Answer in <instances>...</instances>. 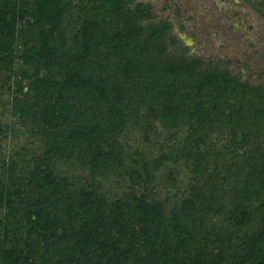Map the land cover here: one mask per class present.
<instances>
[{
    "label": "trees",
    "instance_id": "16d2710c",
    "mask_svg": "<svg viewBox=\"0 0 264 264\" xmlns=\"http://www.w3.org/2000/svg\"><path fill=\"white\" fill-rule=\"evenodd\" d=\"M82 1L108 10L121 19L123 27L110 38L102 32V23L90 22L77 38L84 41L83 48L70 53L54 46L66 32L64 20L70 6L65 0H0V75L7 73L0 89H11L15 81L19 85L30 81L28 97L32 98L17 101L14 115L39 129L48 155L47 168L35 184L38 193L47 197L25 210L21 207L25 181L11 180V170L2 171L11 187L0 193V209L8 211L6 221L0 220V264H264V150L252 151L244 161L232 155L226 162L221 153L216 154L211 158L215 169L200 189H193L190 198L170 213L137 200L138 206L132 209L118 204L109 222L104 216L73 210L71 218L61 220L59 209L53 220L47 202L61 193L63 184L50 171L52 161H69L74 154L79 164H88L92 170L111 167L120 155L119 144L112 138L123 133L128 116L139 120L145 108L154 115L164 113L178 122L175 126L187 124L192 141L207 142L213 134L230 131L234 141L242 144L251 136L264 138L262 88L244 85L220 70H208L196 78L203 66L200 61H159L167 52L160 42L168 28L140 38L144 33L139 22L154 18L150 5L138 4L133 13L126 10V0ZM17 58L23 65L15 72ZM115 58H122L119 75L116 66L106 71L110 65L102 63ZM41 66L64 74L65 79L37 77ZM113 73L121 80L114 83ZM230 94L248 99L254 112L250 116L257 122L251 120L245 100L239 108H223ZM257 106L263 109L257 111ZM118 161L121 165V158ZM30 177L32 184L35 177ZM95 197L91 192L82 194L87 205ZM218 218L220 230L214 222ZM25 219L28 232L23 231ZM15 222L18 228L13 229ZM113 232H118L117 240L112 239ZM51 235L57 240L52 242Z\"/></svg>",
    "mask_w": 264,
    "mask_h": 264
},
{
    "label": "rangeland",
    "instance_id": "374dc122",
    "mask_svg": "<svg viewBox=\"0 0 264 264\" xmlns=\"http://www.w3.org/2000/svg\"><path fill=\"white\" fill-rule=\"evenodd\" d=\"M19 1L33 2V0ZM126 1L129 3L126 10L134 13L138 4H145L151 6V12L156 16L155 20L154 16L152 19L139 22L140 29L144 33L140 37L142 40L153 36L158 29L165 31L163 29H167L169 24L173 26L171 36L162 37L160 42L166 49L172 47L167 51L168 55L159 57V61L170 58L179 62L178 59L181 60L186 56L190 59L200 57L205 66L197 72L196 78L202 77L208 70L219 69L221 72L228 70L242 84L264 90V0ZM65 2L70 6L64 20L66 32L57 37L55 48L70 53L81 50L84 41L81 38L78 41L77 38L84 26L90 22L102 23V32L110 38L122 31L121 19L109 15L108 10L101 9L99 5H89L82 0H65ZM171 38H176L180 45L176 44L174 47ZM101 44L102 41L98 46ZM94 51L99 57L97 47H94ZM175 52L177 57L172 56ZM18 55H22V49ZM112 57L115 55L107 59ZM59 60H61L60 56ZM114 60L115 62H109L102 59V63L107 62L106 64L110 65L106 71L116 66L114 70L118 74L122 58ZM14 64L16 72L23 65V60L17 58ZM41 67L36 74L37 77L43 79L56 77L59 82L65 79L64 74L57 75L54 69L47 70ZM2 73L0 86L7 74ZM118 75L111 77L114 83L116 79L121 80L118 79ZM29 83L30 81L26 80L19 85L15 81L10 85L11 89H0V193L6 189L8 191L11 180L17 181L22 178L27 185V188L23 189L21 206L23 210L27 206L42 202L43 197H47V193L45 195L38 193L35 186L36 180L42 179L41 174L48 165L45 138L33 122L14 115L17 101L32 98V96L28 97ZM180 84L183 86L182 83ZM19 86L23 87V91ZM246 89L245 87L242 90L246 91ZM227 97L228 102L223 105L225 110L229 107H238L240 102L245 100L243 96L237 97L236 94ZM245 103V109L251 111L248 112L249 116L254 114L252 107L249 108L248 99ZM256 109L261 111L263 108L257 106ZM140 115L149 119L135 120L134 116H128V123L123 133L112 138L113 141L118 142L119 154L123 155L122 157L119 155L121 165L117 158L109 168L92 170L88 164H79L74 154L72 155L74 159L69 161L57 158L52 161L50 171L55 180L63 184L61 193L47 202L51 205L53 220H57L56 209H59L61 220L71 218L69 212L73 210L74 214L89 212L88 214L94 213L96 217L101 215L109 222V218L115 217L113 209L117 208L118 204L123 203L132 209L138 206L137 200L147 202L150 206H159L170 213L177 205H182L190 198L193 189H200L209 173L215 169L211 158L216 154L221 153L226 158V162H229L232 155L241 156L240 159L244 161L252 151L264 150V138L260 136L257 139L251 136L245 144H242L238 139L234 141L233 132L230 131L226 135L213 134L207 142L198 138L192 141L189 137L191 127L187 124L175 126L178 122L165 117L164 113L154 115L148 108L143 109ZM262 116L264 117V114ZM250 118L257 122L254 115ZM242 163L240 162L239 165ZM5 168L7 171L11 170V180L6 175L2 176ZM31 175L35 177V182L32 184L29 181ZM7 183L8 186L5 185ZM84 192H91L96 196L89 205L82 199ZM50 195L49 193V199ZM3 209H0V220L5 222L8 211ZM127 213L132 214L133 210ZM219 220L220 218L214 220L215 224H218ZM26 221L23 222L24 232L30 231L28 220ZM136 223L137 220L134 221V224ZM12 228H18L17 222L13 223ZM60 228L59 233H64V228ZM220 229L221 226L218 224L217 230ZM67 230L69 231L68 228ZM51 233L53 231H50ZM40 234L42 235V232ZM111 236L113 240L119 237L118 232H113ZM33 239L43 240L42 236L39 238L34 236ZM56 240L51 235V241ZM147 251H151L150 246L147 247Z\"/></svg>",
    "mask_w": 264,
    "mask_h": 264
},
{
    "label": "flooded vegetation",
    "instance_id": "af4514ba",
    "mask_svg": "<svg viewBox=\"0 0 264 264\" xmlns=\"http://www.w3.org/2000/svg\"><path fill=\"white\" fill-rule=\"evenodd\" d=\"M153 13V12H152ZM154 15V14H153ZM155 16V15H154ZM156 19V16H155V18H154V20ZM161 24H164V23H161ZM169 27H168V30L164 33V35L162 36V37H164V36H171V34H172V27L173 26H171L170 24L168 25ZM172 39V43H173V45H174V47H175V45L176 44H179V41L175 38V39H173V38H171ZM180 45V44H179ZM172 47V46H171ZM171 47H169V48H167V51H169L170 49H171ZM166 54H167V52H166ZM174 55H172L173 57H177V53L175 52V53H173ZM187 54V53H186ZM185 54V55H186ZM168 55V54H167ZM171 55V54H170ZM179 61H182V60H186V61H190V62H193V61H200V62H202V64H203V66H205V63H204V61L199 57V58H195V59H190V58H187V56H186V58H182L181 60L180 59H178ZM224 64H227V63H225L224 62ZM202 67V66H201ZM201 69V68H200ZM216 70H219V69H216ZM226 72H229L228 70H226ZM230 74H232L231 72H229ZM233 76V75H232ZM234 77V76H233ZM264 91V90H263Z\"/></svg>",
    "mask_w": 264,
    "mask_h": 264
}]
</instances>
